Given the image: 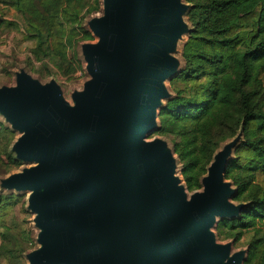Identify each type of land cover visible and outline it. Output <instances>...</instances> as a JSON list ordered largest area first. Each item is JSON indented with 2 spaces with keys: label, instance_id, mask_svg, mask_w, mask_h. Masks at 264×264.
Listing matches in <instances>:
<instances>
[{
  "label": "water",
  "instance_id": "1",
  "mask_svg": "<svg viewBox=\"0 0 264 264\" xmlns=\"http://www.w3.org/2000/svg\"><path fill=\"white\" fill-rule=\"evenodd\" d=\"M81 51L90 78L68 101L56 80L24 69L0 87V115L19 133L15 158L31 163L1 186L28 192L38 229L28 264H243L247 249L220 243L221 219L239 217L225 178L242 130L217 150L189 193L159 127L173 55L188 32L185 0H101Z\"/></svg>",
  "mask_w": 264,
  "mask_h": 264
},
{
  "label": "trees",
  "instance_id": "2",
  "mask_svg": "<svg viewBox=\"0 0 264 264\" xmlns=\"http://www.w3.org/2000/svg\"><path fill=\"white\" fill-rule=\"evenodd\" d=\"M75 1L14 0L36 28L30 36L36 58L47 55L60 24L78 19L66 10ZM185 2L193 25L183 49L185 66L170 80L174 94L160 108L156 133L171 138L192 191L220 143L242 130L225 178L237 188L233 200L247 205L239 217L219 220L216 231L235 241L248 234L243 264H264V0ZM11 135L6 128L4 137Z\"/></svg>",
  "mask_w": 264,
  "mask_h": 264
},
{
  "label": "rangeland",
  "instance_id": "3",
  "mask_svg": "<svg viewBox=\"0 0 264 264\" xmlns=\"http://www.w3.org/2000/svg\"><path fill=\"white\" fill-rule=\"evenodd\" d=\"M66 10L71 13L77 12L78 19L71 23L60 24L54 32V39L51 40L47 55L43 57L39 55L36 58L32 49L35 48L37 43L30 37L36 32V28L31 25L30 19L17 9L14 0H0V87L14 85L15 72L24 69L41 83L45 84L53 79L56 80L64 97L70 102L72 93L83 89L84 83L90 76L86 71L81 46L84 43L96 41V37L88 28V21L102 14V1L76 0L73 4L67 6ZM183 20L189 30L177 41L173 52V55L179 60V68L181 69L185 66L184 45L193 29L192 22L187 14L183 16ZM52 47L56 51L52 50ZM261 78L264 79V73H262ZM166 85L171 95H173L174 91L170 80L166 82ZM6 128L12 132L10 139L4 137ZM18 136L19 133L12 130L11 126L0 115V245L4 244V248L0 253V264H28L27 253L38 247L36 241L38 229L33 223L34 215L27 207L28 192L6 190L1 186L2 180L8 175L19 172L31 165V163L16 159L11 151V146ZM156 137L165 139L174 151L170 137L158 134L155 131L148 139ZM229 140L221 142L217 150ZM6 154L12 155L18 164L13 166ZM174 154L178 158L175 151ZM209 164L206 165L205 172L200 177V187L192 191L187 188L189 193L201 189V179L207 173ZM181 166L182 164L179 162L177 173L182 179V183L187 187L181 173ZM258 181H261L260 176ZM234 188L237 190L235 186ZM235 202L239 203L240 201ZM242 203L247 205L246 202ZM247 237L248 234H245L239 241H235L231 238L223 239L217 234L218 242H233V252L247 249Z\"/></svg>",
  "mask_w": 264,
  "mask_h": 264
}]
</instances>
